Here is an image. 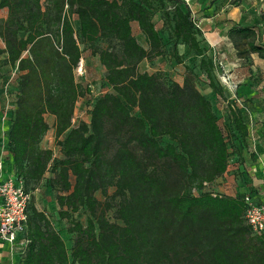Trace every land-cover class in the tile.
Returning a JSON list of instances; mask_svg holds the SVG:
<instances>
[{
  "label": "trees",
  "instance_id": "16d2710c",
  "mask_svg": "<svg viewBox=\"0 0 264 264\" xmlns=\"http://www.w3.org/2000/svg\"><path fill=\"white\" fill-rule=\"evenodd\" d=\"M1 10L0 55L17 73L6 160L9 177L31 194L20 264H264V233L252 235L244 219L249 195L203 192L227 172L230 149L193 68L184 65L182 84L138 71L142 61L165 54L158 15L173 61L184 63L178 45L186 47L211 91L223 96L184 0H0ZM230 32L253 35L249 28ZM80 45L97 56L109 90L94 99L88 123L74 125L76 103L89 92L74 74ZM248 49L264 58L254 43ZM46 115L54 119L60 158L41 148ZM226 120L229 137L244 146L249 128L232 103ZM47 173L58 216L73 236L70 249L33 207L32 187ZM81 211L85 225L73 217Z\"/></svg>",
  "mask_w": 264,
  "mask_h": 264
},
{
  "label": "rangeland",
  "instance_id": "374dc122",
  "mask_svg": "<svg viewBox=\"0 0 264 264\" xmlns=\"http://www.w3.org/2000/svg\"><path fill=\"white\" fill-rule=\"evenodd\" d=\"M184 2L189 6L192 17L201 31L199 41L204 50V57L212 60V79L222 90L223 96H216L211 91L205 74L197 68L199 58L193 56L186 47L178 45V53L184 63L178 65L173 61L170 55L172 41L168 32L163 29L158 15L154 16L153 21L162 38L165 54L152 61H142L138 65V71L148 74L161 72L168 81L182 84L184 65L193 68L197 75V88L211 102L230 149L227 172L207 185L203 192L232 197L249 195L255 204H262L264 163L258 162V159L264 160V58L251 53L248 44L252 42L264 51V0H184ZM220 10H223L222 15L217 18L214 13ZM6 14V10H1L0 18H5ZM207 20L210 22L209 27L202 23ZM131 27L132 34L139 44L147 48L137 25L132 24ZM237 27L249 28L253 35L243 38L230 34V31ZM3 47L0 40V50ZM80 48L83 59L74 72L75 79L89 92L76 103L74 125L79 122L88 123L89 111L94 99L109 90L104 83L105 70L99 64L97 56L91 54V48L88 46L80 45ZM3 57L0 55V153H3V158H7L6 131L15 109L17 73L15 69L3 63ZM228 103H232L235 109L240 110L248 125L250 137L244 146L236 144L234 139L229 137L226 120ZM45 120L50 129L43 138L44 147L51 149L54 157L60 158V151L54 146L53 141L54 119L46 115ZM8 168L9 164L6 166L9 173ZM7 172H3L4 178L8 176ZM50 176L51 174L47 173L43 180L32 187L33 207L46 216L60 234L67 249H70L73 236L67 232L68 221L58 216L59 208L55 192L47 185ZM253 181L257 182V186L252 185ZM112 193L113 190L110 189L108 195ZM194 194L199 193L195 191ZM96 195L99 200H104L100 193ZM108 216L113 221L111 212ZM73 217L85 225L84 211L74 214Z\"/></svg>",
  "mask_w": 264,
  "mask_h": 264
},
{
  "label": "built area",
  "instance_id": "2783aa9c",
  "mask_svg": "<svg viewBox=\"0 0 264 264\" xmlns=\"http://www.w3.org/2000/svg\"><path fill=\"white\" fill-rule=\"evenodd\" d=\"M4 160L0 154V242L10 245L11 248L17 247L22 253L26 245L22 234L26 226L31 194L25 190L22 181H16L12 177L2 179ZM244 203V219L252 235H262L264 204H255L248 197L244 198Z\"/></svg>",
  "mask_w": 264,
  "mask_h": 264
},
{
  "label": "crops",
  "instance_id": "0c3cea01",
  "mask_svg": "<svg viewBox=\"0 0 264 264\" xmlns=\"http://www.w3.org/2000/svg\"><path fill=\"white\" fill-rule=\"evenodd\" d=\"M222 11L223 10H220L219 12H215L214 14L216 15L217 18H219V16L222 15ZM203 25L206 24V26H210V22L207 20V21H203L202 22ZM213 24L215 25V23L213 22ZM45 143L42 141L41 143V148L45 149L46 147H44ZM0 154H3V153H0ZM4 169H3V172L6 171V166H7V160L6 158H4ZM262 161V163H264V160H260L258 159V162ZM3 172H2V179L4 178L3 177ZM8 176L9 177V173L7 172ZM257 182L256 181H253L252 185H255L257 186L256 184ZM263 198H264V195H263ZM262 199V198H261ZM263 203H264V200H263ZM21 255V252L20 250L16 247L14 248H11L10 245L8 244H5V243H2L0 242V264H19V257Z\"/></svg>",
  "mask_w": 264,
  "mask_h": 264
}]
</instances>
